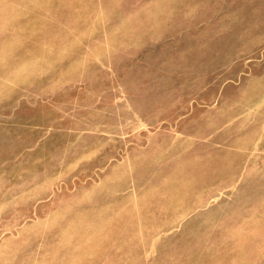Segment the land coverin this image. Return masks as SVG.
<instances>
[{
  "label": "rangeland",
  "instance_id": "1",
  "mask_svg": "<svg viewBox=\"0 0 264 264\" xmlns=\"http://www.w3.org/2000/svg\"><path fill=\"white\" fill-rule=\"evenodd\" d=\"M0 264H264V0H0Z\"/></svg>",
  "mask_w": 264,
  "mask_h": 264
}]
</instances>
